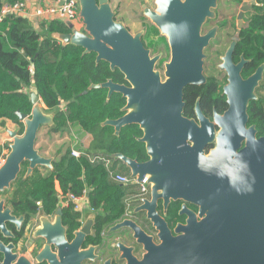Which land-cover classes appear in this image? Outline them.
I'll return each instance as SVG.
<instances>
[{"label":"water","instance_id":"water-1","mask_svg":"<svg viewBox=\"0 0 264 264\" xmlns=\"http://www.w3.org/2000/svg\"><path fill=\"white\" fill-rule=\"evenodd\" d=\"M78 4L83 28L70 27L71 33L53 37L63 46L81 47L84 55L95 53L96 64L108 62L111 70L119 69L130 85L109 80L91 84L88 90L107 89V101L114 93L126 99L124 116L106 120L102 127H112L115 136L130 125L139 126L143 132L139 141L146 145L150 161L139 163L123 154L111 155L129 169L136 182L148 179V184H152V201H144L136 212L145 211L151 216L149 206L158 193L151 175L160 161L171 172L183 174L182 185L171 188L173 193L176 195L178 190L179 195L200 205L207 214L200 222H189L185 234L179 237H173L160 225V245L132 221L117 224L111 231L131 228L134 238L145 247L143 260L134 264H264V138H256L255 128L247 130L249 102L257 99L254 91L263 79L264 65L248 81H243L239 74L232 77V86L242 90L227 92L230 109L220 118L219 133L212 130L203 134L183 116L184 88L206 83L204 50L216 37L217 29L207 36H202L201 30L209 17L215 18L212 9L218 7V0H154L157 8L153 11L143 5L144 15L171 46L172 62L167 65L165 82L155 70L157 58L152 59L144 48L142 32L133 35L123 22L115 21L111 0H78ZM31 102L30 116L16 113L25 122L26 132L11 145L12 151L0 170V189L15 180L24 160L31 163L29 174L37 165L54 170V158L41 157L35 143L42 126L55 128L58 112H48L36 92L31 94ZM199 116L203 117L201 111ZM176 142L185 145L181 151L176 150ZM210 143H216V148L206 155L204 149ZM163 149L180 153L162 155ZM94 218L92 212L84 216L86 225L76 233L74 242L78 250L83 237L90 234ZM48 241L57 243L58 238ZM119 246L125 251L123 245ZM126 250L129 253L131 249ZM81 259L82 256L78 264Z\"/></svg>","mask_w":264,"mask_h":264},{"label":"flooded vegetation","instance_id":"flooded-vegetation-1","mask_svg":"<svg viewBox=\"0 0 264 264\" xmlns=\"http://www.w3.org/2000/svg\"><path fill=\"white\" fill-rule=\"evenodd\" d=\"M220 1L218 0V7L212 9L216 15L215 18L209 17L201 30V35L207 36L217 29L216 37L204 50L203 76L206 83L187 85L183 95L184 118L194 122L203 134H208L212 130L219 133L222 130L219 125L220 118L230 109L227 92L242 90L232 86V77L239 74L243 81H248L264 65V28L252 25L253 18L259 13L258 0L256 4H253L254 0H225L229 8L223 17L219 12ZM143 5L112 6L113 12L116 13L114 19L117 22H123L133 35L142 32L141 40L144 48L150 52L152 59L157 58L155 70L160 73L162 81L165 82L167 65L172 62L171 46L168 38L163 36L152 21L144 15ZM145 5L152 11L157 8L155 4ZM128 8L134 9L132 16L135 19L132 18V25L128 22L132 21L129 12H124ZM133 26L137 27L136 31L132 29ZM232 46L234 47L229 53ZM117 70L124 76L119 69L114 72ZM116 84L130 86L126 81ZM254 93L257 99H251L249 102L247 130L255 128L256 138L261 139L264 138V74ZM200 111L203 117L199 116ZM30 115L31 113L28 116ZM204 123L208 126L204 127ZM43 127L53 132L52 128L48 126L41 128ZM2 129L4 139L0 137V170L12 151L11 145L14 144L15 139L23 138L26 124L19 118L18 122L9 119L1 120L0 130ZM11 133L16 135L12 136ZM142 137L143 132L137 139ZM37 142L38 135L35 149L41 157L54 158V168L58 157H47L38 148ZM175 145L178 146L176 149L178 151L185 146L181 142H176ZM244 146L245 143H243ZM215 148L216 143L207 144L204 152L210 155ZM174 152L163 149L161 154L171 155ZM161 160L163 162V156ZM148 161H150L149 156L147 160L138 162ZM30 168L29 161H22L15 180L9 187L0 189V264H78L81 256L80 264H134L136 260H143L146 254L145 247L134 238L135 232L131 228L111 231L117 224L125 220L132 221L148 237L153 238L156 245H160L158 236L163 232L159 228L160 225H163L164 231L170 232L173 237H179L185 234L189 222L194 220L200 222L207 218L206 212L200 205L179 195L178 190L176 195L173 193L171 188L182 185L183 174L177 171L171 172L170 168L162 165L160 161L151 175L158 185L157 197L149 206L151 216L145 211H136L144 205V201H152V184H148L147 197L139 199L136 196L137 182L132 181L129 186L133 190L132 207L122 221L106 229L97 228L98 214L95 211L76 209L72 203L59 202L58 206L49 212L42 201H35L29 193L34 183L49 176L54 170L37 165L29 174ZM125 172L130 175L129 169L126 168ZM140 200L143 202L139 203ZM88 212L94 213L95 218L91 223L90 234L83 237L78 250L74 243L77 238L76 233H80L86 225L84 216ZM76 214L81 216L77 220ZM48 238L51 240L58 238V241L49 243ZM120 244L126 249H131L130 252L128 253L126 249L121 251Z\"/></svg>","mask_w":264,"mask_h":264},{"label":"trees","instance_id":"trees-1","mask_svg":"<svg viewBox=\"0 0 264 264\" xmlns=\"http://www.w3.org/2000/svg\"><path fill=\"white\" fill-rule=\"evenodd\" d=\"M21 0H0L14 4ZM258 15L252 25L264 28V0H258ZM40 30L27 18L16 14L6 15L0 24V121L18 122L16 112L29 115L32 111L31 94L36 92L48 112L57 111L56 133H65L78 127L77 135H91L88 149H77L89 154H123L143 162L148 159L145 145L137 138L142 131L137 125L122 129L114 135L110 126L102 127L106 120L124 116L126 99L114 93L107 101V89L89 91L91 84L109 80L124 83V76L112 72L107 62L96 64V54L84 55L81 47L63 46L54 38L57 34L71 33L68 24L60 21L41 22ZM115 162V166L120 164ZM125 166L121 172L127 174ZM56 182L64 194H89V208L97 212V228L106 229L125 218L126 200L133 194L131 187L115 183L103 165L93 164L82 156L75 158L68 148L54 163V172L34 183L30 196L42 201L52 212L59 204ZM69 211V210H66ZM76 214L75 219H79Z\"/></svg>","mask_w":264,"mask_h":264},{"label":"built area","instance_id":"built-area-1","mask_svg":"<svg viewBox=\"0 0 264 264\" xmlns=\"http://www.w3.org/2000/svg\"><path fill=\"white\" fill-rule=\"evenodd\" d=\"M9 14H16L27 18L32 23L60 20L77 30H81L83 28L78 0H53L51 5H41V3L32 0H21L14 4L3 3L0 7V24L4 21L6 15ZM77 134V132L73 130L71 131L73 143L70 149L73 157L80 158L85 155L91 163L103 165L109 173L110 178L121 186L129 187L132 181L136 182L135 179L131 178V174L129 175L121 172V167L123 166L122 163L115 166V162L117 160H115L111 155L89 154L77 149L80 145H83L84 147L83 139ZM56 190L62 204L72 203L76 209L92 211L89 208V194L87 191L81 196H76L72 193L64 194L59 182H56ZM148 194V179H144L142 182H137L136 196L140 199L147 197ZM142 202V200L139 201V203ZM126 203L127 214L132 207V196L126 200Z\"/></svg>","mask_w":264,"mask_h":264},{"label":"rangeland","instance_id":"rangeland-1","mask_svg":"<svg viewBox=\"0 0 264 264\" xmlns=\"http://www.w3.org/2000/svg\"><path fill=\"white\" fill-rule=\"evenodd\" d=\"M114 5H125V6H138L139 4H147V5H153L154 0H113ZM228 3L225 0L220 1V6H219V12L221 13V16L223 17L224 15L227 14V9L229 7ZM138 9V8H137ZM126 10V9H125ZM124 11V10H123ZM129 12V17L131 18L132 21H128L131 25L133 24V19L132 12L134 11L133 8H128V10L124 12ZM135 19V18H134ZM132 28L134 31L137 30V27L133 26ZM78 127L72 126L68 132L65 133H56V132H51L49 128L43 127L40 129L38 133V148H40L44 154L48 156H56L59 157L62 152H65L68 148H71L72 146V137H71V131H78ZM3 133L4 130H0V137L3 138ZM88 136V135H87ZM86 137V135H85ZM85 137H81L84 139ZM1 139V138H0ZM4 139V138H3ZM84 144L89 146V142L91 143L93 141V137L87 138L86 140H83Z\"/></svg>","mask_w":264,"mask_h":264},{"label":"crops","instance_id":"crops-1","mask_svg":"<svg viewBox=\"0 0 264 264\" xmlns=\"http://www.w3.org/2000/svg\"><path fill=\"white\" fill-rule=\"evenodd\" d=\"M32 1H37L38 3H41V5H51L52 2H53V0H32ZM111 4H112V6H115L113 0H111ZM118 5H121V4H118ZM39 24H40V23H38V22H33V25H34V26L36 27V29H38V30H40V28H39ZM87 138H91V135L86 136L83 140H86ZM88 144H89V146H88V145L86 146V145L84 144L85 149H88V148L90 147L91 143L89 142Z\"/></svg>","mask_w":264,"mask_h":264}]
</instances>
